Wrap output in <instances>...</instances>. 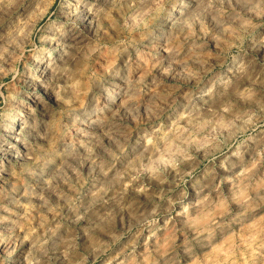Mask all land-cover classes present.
I'll use <instances>...</instances> for the list:
<instances>
[{
  "label": "clouds",
  "instance_id": "clouds-1",
  "mask_svg": "<svg viewBox=\"0 0 264 264\" xmlns=\"http://www.w3.org/2000/svg\"><path fill=\"white\" fill-rule=\"evenodd\" d=\"M0 264H264V0H0Z\"/></svg>",
  "mask_w": 264,
  "mask_h": 264
}]
</instances>
